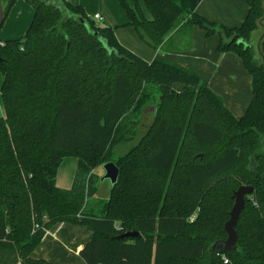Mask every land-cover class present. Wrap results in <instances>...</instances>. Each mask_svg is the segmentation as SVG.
Wrapping results in <instances>:
<instances>
[{"label":"trees","instance_id":"16d2710c","mask_svg":"<svg viewBox=\"0 0 264 264\" xmlns=\"http://www.w3.org/2000/svg\"><path fill=\"white\" fill-rule=\"evenodd\" d=\"M14 1L6 0L4 19ZM26 1L33 16L25 35L0 43V264H264V64L254 47L264 0H243L247 13L233 28L186 15L172 0H142L149 19L135 0H118L126 26L151 49L187 50L192 27L217 36L218 52H233L251 79L239 118L197 74L141 60L82 7ZM259 50L264 59V37ZM174 84L183 91L172 92ZM147 87L158 93L152 121L113 162L137 127L131 107ZM66 157L77 167L72 187L60 190L55 175ZM107 162L118 169L116 183L107 200L82 210L95 190L93 168ZM242 183L259 209L248 211L244 196L235 249L212 252L226 238L225 202ZM59 224L86 234L77 255L53 242L47 259L32 258ZM130 232L140 236L121 237Z\"/></svg>","mask_w":264,"mask_h":264},{"label":"crops","instance_id":"0c3cea01","mask_svg":"<svg viewBox=\"0 0 264 264\" xmlns=\"http://www.w3.org/2000/svg\"><path fill=\"white\" fill-rule=\"evenodd\" d=\"M66 1L82 7L88 17L99 14L102 20L98 26L111 28L116 41L141 60L148 63L153 60H162L197 74L200 81L221 99L222 106L234 118H239L245 112L251 100L250 76L243 67L240 59L233 52H218L217 36L207 37L200 28L192 27L190 31L191 44L187 50H181L179 48L165 52L159 49L154 50L140 41L132 27L126 26L127 18L119 6L118 0ZM125 1L129 6H133V3H130L131 0ZM135 1L141 8L144 17L149 19L150 15L144 7L142 0ZM172 1L186 15L195 13L210 22L228 28L238 27L247 13V6L243 0ZM13 15H15V19L11 27L12 34L8 38L17 39L19 36L22 38L31 22L33 9L26 2L15 0L8 10L6 17L9 18ZM262 23L264 26V21ZM261 33L262 30L259 29L254 36L258 38ZM257 42L254 44L255 48ZM76 167L77 159L74 157H66L61 161L56 170L54 181L57 189L69 190L72 187ZM108 196L109 188L106 183H102L101 189H95L91 198L96 201H105ZM60 231L61 233L59 235L58 232ZM47 233L50 239L46 240L44 244L46 256L51 253L50 249L53 247V242L61 243L69 254L76 256L82 247L81 242L84 241L82 240L84 238H78L76 227H65L63 224L57 225L53 234ZM74 244L76 247L68 250L69 248L67 247L74 246Z\"/></svg>","mask_w":264,"mask_h":264},{"label":"rangeland","instance_id":"374dc122","mask_svg":"<svg viewBox=\"0 0 264 264\" xmlns=\"http://www.w3.org/2000/svg\"><path fill=\"white\" fill-rule=\"evenodd\" d=\"M23 2H26L27 5L30 6V4L26 1V0H22ZM130 3L134 4V1H130ZM6 4V0H1V5L2 7H4V5ZM132 4V5H133ZM90 19H92L93 17H89ZM15 19V15L10 16L9 18L6 17L4 23H3V27L0 29V41L3 42L5 40H12L14 38H8V36H10L12 34V30L11 27L14 23ZM93 20V19H92ZM95 24L98 26L101 24V21H95ZM21 36H19L20 38ZM18 39V38H17ZM3 77L0 74V85L2 83ZM157 90L155 88H146V93L140 97L137 98L136 102L132 105L131 110L133 111L134 114H136L135 119L137 120V127L135 128V130L133 131V133L120 145H118L117 147L114 148L113 152L111 153V160L113 162H115L118 158H120L121 156H123L127 151H129L130 149H132L139 141V139L142 137V135L144 134L146 128L148 127V125L151 123L152 118H153V109L155 104L157 103V95L158 93H156ZM160 99V98H159ZM2 106L0 103V115H2ZM104 170H103V165H99L97 166L95 169L93 168V181L95 184V189H101L102 187V183H106L109 190H110V183L108 180H103L102 181V177L104 176ZM240 186H246L244 183H242ZM238 187H235V190ZM58 200V199H57ZM61 199H59L60 201ZM62 201V200H61ZM96 200H93L91 197L84 200L82 202L81 208L86 209L85 211L88 210V208L90 209L91 204L94 203ZM233 205V201L231 200V202H225V206L229 207V210L231 209ZM247 210L248 211H256L257 209H259V204L257 202L256 197L254 196V194H251L250 196L246 197V203H245ZM62 209L64 210L65 207L62 206ZM195 218V215L190 216L189 221L193 220ZM46 218H43V221H45ZM77 231V235L78 238H84L86 234L82 233L81 228H76ZM50 234H53L54 230L48 231ZM44 234H48L46 231L44 232ZM44 244L45 242L41 243L39 247H37L33 253L31 254L32 258L34 259H47L46 256V249H44ZM67 248H69L68 250L71 249L70 246H68ZM19 264V263H18ZM77 264H83L81 262L77 263Z\"/></svg>","mask_w":264,"mask_h":264},{"label":"water","instance_id":"95a60500","mask_svg":"<svg viewBox=\"0 0 264 264\" xmlns=\"http://www.w3.org/2000/svg\"><path fill=\"white\" fill-rule=\"evenodd\" d=\"M44 3L48 4L53 0H41ZM4 20V15H3V7L1 5V0H0V28L2 26ZM264 21V16L258 20V26L261 28L262 33L258 39V42L256 44V50L261 57L262 63L264 64V59L260 53L259 50V43L261 39L264 37V26L263 22ZM184 89V86L182 84H174L171 87V91L175 93H181ZM103 170H104V176L102 177L103 180H108L110 183V187L114 185L117 181L118 177V169L112 162H107L103 164ZM252 193V188L250 186H239L236 191L233 192L232 199H233V205L228 212V219L223 225V230L226 234V238L223 241L220 242H215L214 244L211 245L210 251H220L222 253L224 252H230L235 249V243H236V233H235V226L236 223L239 219V216L241 212L244 209V196L250 195ZM138 232H130V233H125L121 235V237L124 238H137L139 237Z\"/></svg>","mask_w":264,"mask_h":264},{"label":"built area","instance_id":"2783aa9c","mask_svg":"<svg viewBox=\"0 0 264 264\" xmlns=\"http://www.w3.org/2000/svg\"><path fill=\"white\" fill-rule=\"evenodd\" d=\"M92 17H93L92 19L95 20V21H101L102 20V17L99 14H95ZM222 260H223L224 264L227 263V261H226V259L224 257H222Z\"/></svg>","mask_w":264,"mask_h":264}]
</instances>
